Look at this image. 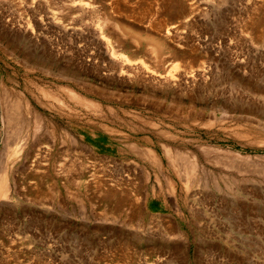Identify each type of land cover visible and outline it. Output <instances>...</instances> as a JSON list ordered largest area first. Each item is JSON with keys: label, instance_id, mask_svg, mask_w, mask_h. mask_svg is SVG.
<instances>
[{"label": "rangeland", "instance_id": "rangeland-1", "mask_svg": "<svg viewBox=\"0 0 264 264\" xmlns=\"http://www.w3.org/2000/svg\"><path fill=\"white\" fill-rule=\"evenodd\" d=\"M1 165L0 264H264V0H0Z\"/></svg>", "mask_w": 264, "mask_h": 264}, {"label": "bare ground", "instance_id": "bare-ground-1", "mask_svg": "<svg viewBox=\"0 0 264 264\" xmlns=\"http://www.w3.org/2000/svg\"><path fill=\"white\" fill-rule=\"evenodd\" d=\"M84 5V4H83ZM82 7V6H81ZM87 8V7H86ZM85 9V8H84ZM147 71V70H146ZM172 76V75H170ZM162 78V77H161ZM174 78V77H173ZM165 79V78H164ZM156 80V79H155ZM170 80H171V77H170ZM166 81V80H165ZM169 81V80H167ZM16 102V101H15ZM21 109V104L18 105V104H13L11 99H9V97H5L4 100L2 101V112H3V122H4V126H5V131H6V135H7V142L8 145L13 143V144H19V142L17 140H19L21 138V134L23 131V125H22V120L23 118L20 117V110ZM12 111H16L17 115L15 116ZM22 140L20 139V142ZM18 142V143H17ZM20 145V144H19ZM13 154H14V151H12ZM20 152V151H18ZM18 152H16L18 154ZM169 153V152H168ZM172 153V152H171ZM20 154V153H19ZM169 155V154H168ZM180 156H178L177 158H179ZM184 157V156H183ZM177 158H175L174 161H177ZM186 158V157H185ZM180 160V159H178ZM183 159L180 160V162L182 161ZM222 160V158H221ZM187 161V160H186ZM180 162H179V165H180ZM183 162V161H182ZM181 162V163H182ZM2 163V162H1ZM173 163V161H172ZM185 163V161H184ZM183 163V164H184ZM175 164V163H174ZM187 164V162H186ZM189 163L188 162V166H189ZM3 165H4V162H3ZM1 165L0 167V197H2L1 195L2 194H5L7 195V190H6V178L4 176L5 174V169L4 167L6 166H3ZM6 165V164H5ZM178 166V165H177ZM182 166V165H181ZM191 166V165H190ZM179 168V167H178ZM185 168V166H184ZM183 168V169H184ZM190 168V167H189ZM188 168V169H189ZM192 168V167H191ZM189 171V170H188ZM191 171V169H190ZM190 173V172H189ZM6 192V193H5ZM127 196V195H126ZM4 197V196H3ZM6 198V197H5ZM121 204V203H120Z\"/></svg>", "mask_w": 264, "mask_h": 264}, {"label": "crops", "instance_id": "crops-1", "mask_svg": "<svg viewBox=\"0 0 264 264\" xmlns=\"http://www.w3.org/2000/svg\"><path fill=\"white\" fill-rule=\"evenodd\" d=\"M134 211H136V209H135V208H133V209H132V213H131L132 215H133V212H134Z\"/></svg>", "mask_w": 264, "mask_h": 264}]
</instances>
